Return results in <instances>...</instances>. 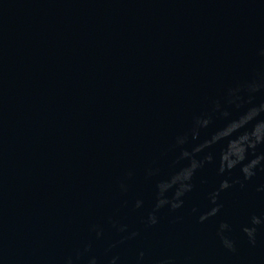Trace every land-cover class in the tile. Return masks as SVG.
<instances>
[{
    "label": "water",
    "instance_id": "obj_1",
    "mask_svg": "<svg viewBox=\"0 0 264 264\" xmlns=\"http://www.w3.org/2000/svg\"><path fill=\"white\" fill-rule=\"evenodd\" d=\"M0 264H264V0H0Z\"/></svg>",
    "mask_w": 264,
    "mask_h": 264
}]
</instances>
